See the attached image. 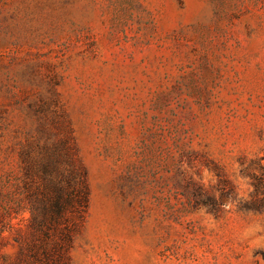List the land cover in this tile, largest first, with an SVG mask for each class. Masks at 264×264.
<instances>
[{
	"label": "rangeland",
	"instance_id": "rangeland-1",
	"mask_svg": "<svg viewBox=\"0 0 264 264\" xmlns=\"http://www.w3.org/2000/svg\"><path fill=\"white\" fill-rule=\"evenodd\" d=\"M50 135L90 195L63 264H264V0H0V193Z\"/></svg>",
	"mask_w": 264,
	"mask_h": 264
},
{
	"label": "trees",
	"instance_id": "trees-1",
	"mask_svg": "<svg viewBox=\"0 0 264 264\" xmlns=\"http://www.w3.org/2000/svg\"><path fill=\"white\" fill-rule=\"evenodd\" d=\"M52 138L47 137L37 155L29 150L22 153L21 175L7 174L0 193V237L22 211L31 215V264H63L66 242L71 241L66 225H75L89 209L87 175L73 159L69 139ZM251 184L252 199L243 208L264 209V177L254 175Z\"/></svg>",
	"mask_w": 264,
	"mask_h": 264
}]
</instances>
